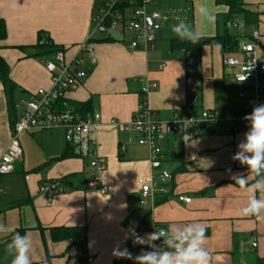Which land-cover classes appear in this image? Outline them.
Segmentation results:
<instances>
[{
  "label": "crops",
  "instance_id": "crops-1",
  "mask_svg": "<svg viewBox=\"0 0 264 264\" xmlns=\"http://www.w3.org/2000/svg\"><path fill=\"white\" fill-rule=\"evenodd\" d=\"M102 1L0 0L7 33L0 41V56L9 64L10 77L17 85L14 108L18 119L25 111L23 103L39 88L51 85L44 63L47 57H29L20 47L37 44L41 31L62 47L69 59L92 32L95 6ZM244 2L245 9L254 12L258 20L245 26L238 15L233 20L234 24L240 18L238 27H233L227 24V6L216 4V0H155L152 9L163 19L153 49L143 43L131 50L132 32L114 30L95 36V55L88 60L87 77L62 105L82 114H101L103 125L92 135L96 140L92 149L105 159L104 168L100 172L90 166L95 155L84 156L70 146L63 130L21 134L23 160L11 174L0 176V224L14 229L0 236L6 247L15 234H26L32 242L30 264H81L71 241H53L51 229L85 226L90 256L86 264H115L125 259L113 251L119 247L130 253L131 232L138 234L144 225L139 218L138 178L151 171L150 149L138 143L139 134L131 125L141 101L138 79L147 77L156 85L145 98L159 118L169 119L175 112L199 116L205 110L220 115L243 108L245 103L238 98L240 87L224 60L240 56V43L251 41L258 32L261 39L255 42L256 54L264 61V0ZM180 22L198 37L236 34L239 44L233 52H224L219 43L199 50L187 48L172 31ZM189 78L199 85L188 84ZM9 102L0 80V155L13 130ZM113 119L118 121L115 125L110 124ZM244 134L220 126L186 144L176 133L158 142L165 152L163 168L170 172V179L165 184L167 194L158 195L148 221L164 226L169 236L188 224H201L208 264L264 261V222L240 213L250 196L264 198V194L249 191L258 179L256 171L232 159ZM65 153L68 156L62 157ZM99 173L109 187L107 194L89 186ZM237 175L246 178L245 187L234 183ZM44 183L50 190L41 189ZM179 195L192 200L185 203Z\"/></svg>",
  "mask_w": 264,
  "mask_h": 264
},
{
  "label": "built area",
  "instance_id": "built-area-1",
  "mask_svg": "<svg viewBox=\"0 0 264 264\" xmlns=\"http://www.w3.org/2000/svg\"><path fill=\"white\" fill-rule=\"evenodd\" d=\"M155 0H104L97 3L93 17L91 33L81 43L76 52L69 59L64 50H60L53 56L44 59L45 68L51 77L49 88H39L37 93L23 103L25 111L16 121L12 130L11 141L5 151L0 155V176L9 175L15 169V164L23 160L24 152L20 144V135L26 132H41L60 129L64 131L67 143L75 147L81 154L86 156L95 155L90 166L102 171L105 159L97 155L92 149L96 145L93 133L103 125L101 114H81L72 107L64 109L58 106L70 92L80 88L87 77L88 60L95 55L93 40L98 34H108L114 30L132 32L133 37L129 41V48L134 50L141 44L150 48L155 47L156 33L160 30L162 14L152 9ZM233 27H238L234 23ZM261 36L254 32L252 40H244L239 45L240 56L233 55L225 58L224 64L232 70V77L240 87L238 98L245 103L241 109L225 110L218 115L213 111L205 110L199 116L193 114L182 115L175 112L169 119L159 118L156 111L146 102L147 94L156 85L149 83L147 77L139 78L141 83V101L137 112L132 117L131 125L139 134L138 143L150 149L151 171L147 176L138 178L139 183V218L147 220L152 208L158 201L159 194H167L166 182L170 179V172L163 168L165 152L158 142L171 134H179L183 143L214 131L220 126H227L232 132L245 133L247 122L243 119L251 114L254 107L264 104V61L256 54V41ZM190 53L185 55L188 59ZM188 84L199 85V82L189 78ZM118 121L111 120L115 125ZM155 179H159L158 182ZM89 186L96 188L100 194L109 192L108 185L101 179L100 173L93 177ZM42 190H50V185L44 183ZM49 200L52 199L48 196ZM179 200L190 203L191 198L179 195ZM165 228L153 220L146 221L138 233L148 234L156 229ZM166 229V228H165ZM169 236V234H168ZM171 237V236H169ZM162 245V240L154 242ZM256 246V243H253ZM135 256L141 253V249L151 251L145 246L135 245ZM264 264V261H263Z\"/></svg>",
  "mask_w": 264,
  "mask_h": 264
},
{
  "label": "clouds",
  "instance_id": "clouds-1",
  "mask_svg": "<svg viewBox=\"0 0 264 264\" xmlns=\"http://www.w3.org/2000/svg\"><path fill=\"white\" fill-rule=\"evenodd\" d=\"M172 31L182 40L195 42L198 39V35L184 22L173 25ZM243 119L247 122L248 130L243 140L238 143V151L232 159L256 171L258 179L249 187V191L264 194V104L254 107L251 114ZM233 179L234 183L240 186L245 187L247 184L243 175H237ZM240 213L264 222V198L250 196L247 206L241 208ZM13 231L14 229L0 224V235ZM131 237L135 245L151 248V251L143 250L133 257L126 248L120 250L117 247L113 251L115 256L131 259L133 264H208V252L204 247L205 228L201 224H188L182 229H177L171 237L165 228L156 229L144 236L136 234L133 230ZM157 240H162V245H156L154 242ZM31 246L28 235L15 234L6 249L12 256L11 264H30Z\"/></svg>",
  "mask_w": 264,
  "mask_h": 264
},
{
  "label": "trees",
  "instance_id": "trees-1",
  "mask_svg": "<svg viewBox=\"0 0 264 264\" xmlns=\"http://www.w3.org/2000/svg\"><path fill=\"white\" fill-rule=\"evenodd\" d=\"M216 4L219 5H225L228 8V13H226V20L227 24L231 26L234 18L238 15H241L243 18L244 25H251L257 22L258 16L249 10L245 9V2L244 0H216ZM7 37L6 33V23L5 20L0 16V41H3ZM220 44L222 47V50L224 52H233V50L236 49L238 46V36L236 34H231L227 32L226 34L220 35L215 37H198V39L195 42H192L190 40H184V45L188 48H194V49H201L203 45L206 44ZM20 49L24 52H26L27 56L29 57H51L56 52L63 50L62 47H58L54 43L51 42L50 38H47L45 36V32L40 31V36L37 44L33 46H23L20 47ZM0 80L4 88V93L7 94V96L10 99L9 102V108H10V123L12 124V127L14 128L16 121L18 120L16 108H14V100H15V90L17 88L16 83L14 80L10 77V66L5 61V59L0 56ZM58 106L62 109L65 108V106L61 103L58 104ZM77 111V110H76ZM79 112V111H78ZM80 113V112H79ZM82 114V113H81ZM220 128L210 131L215 132L219 130ZM209 132V133H210ZM68 156L66 153L62 156ZM68 179V178H67ZM144 223L147 220H142ZM51 237L52 240L55 242L59 241H71V246L74 248L75 256L77 257L79 263L86 264L89 261V255L87 250L88 240H87V228L85 226H73V227H66L61 226L58 228H52L51 229ZM143 247V246H142ZM136 248H131L130 253L133 257H135V251ZM146 249H141V252ZM115 264H133V260L131 259H119L115 262ZM263 264V261H262Z\"/></svg>",
  "mask_w": 264,
  "mask_h": 264
},
{
  "label": "rangeland",
  "instance_id": "rangeland-1",
  "mask_svg": "<svg viewBox=\"0 0 264 264\" xmlns=\"http://www.w3.org/2000/svg\"><path fill=\"white\" fill-rule=\"evenodd\" d=\"M240 18H236L234 23L239 22ZM233 24V22H232ZM231 24V26H232ZM235 29V28H233ZM251 31V29H249ZM250 34V33H248ZM247 34V35H248ZM248 38V36H247ZM1 236V235H0ZM1 238V237H0ZM7 247L4 243H2V240L0 239V264H11L12 256L6 251Z\"/></svg>",
  "mask_w": 264,
  "mask_h": 264
},
{
  "label": "water",
  "instance_id": "water-1",
  "mask_svg": "<svg viewBox=\"0 0 264 264\" xmlns=\"http://www.w3.org/2000/svg\"><path fill=\"white\" fill-rule=\"evenodd\" d=\"M56 188V186H54Z\"/></svg>",
  "mask_w": 264,
  "mask_h": 264
}]
</instances>
